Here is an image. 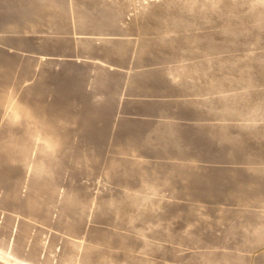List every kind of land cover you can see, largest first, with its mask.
<instances>
[{
	"label": "rangeland",
	"instance_id": "rangeland-1",
	"mask_svg": "<svg viewBox=\"0 0 264 264\" xmlns=\"http://www.w3.org/2000/svg\"><path fill=\"white\" fill-rule=\"evenodd\" d=\"M0 93L1 261L264 264V0H0Z\"/></svg>",
	"mask_w": 264,
	"mask_h": 264
},
{
	"label": "bare ground",
	"instance_id": "bare-ground-1",
	"mask_svg": "<svg viewBox=\"0 0 264 264\" xmlns=\"http://www.w3.org/2000/svg\"><path fill=\"white\" fill-rule=\"evenodd\" d=\"M260 1V0H259ZM258 4V3H257ZM74 37V36H73ZM87 38H90V37H79V39L80 40H84V39H87ZM91 40L92 39H94V38H90ZM104 39H106V38H104ZM76 40V39H75ZM28 56V55H27ZM44 56V55H43ZM40 60V62L41 63H45V62H47V61H54V62H56L57 63V65L58 64H60V63H62V62H71V63H74V64H76V63H89L90 62V64H93V65H97L98 63H94V61L93 62H91V61H88V62H85V61H81V60H78V59H67V58H65V59H61V58H57V59H51V58H40L39 59ZM37 61V60H36ZM42 67V66H41ZM38 68V67H37ZM33 78V77H32ZM30 80V79H29ZM32 81V80H31ZM26 82V81H25ZM29 86V85H28ZM18 88V87H17ZM5 89H7V88H5ZM14 90V89H13ZM13 90H11V91H13ZM3 93V92H2ZM1 94V93H0ZM9 96V95H8ZM15 96H12V95H10L9 97H8V103L10 104L9 106H11V108H13V111L15 112V108L16 109H19V110H24V112L26 111V113L28 114V115H34L35 114V112H34V110L32 109V108H30L26 103V105H24V103L23 104H21L20 102H18L17 101V99H15L14 98ZM123 97V96H122ZM121 99V98H120ZM1 100V99H0ZM3 100V99H2ZM5 101V100H4ZM5 105V104H4ZM33 105V104H32ZM1 109V108H0ZM1 111V110H0ZM14 112H12V114H16V112L14 113ZM10 113V112H9ZM25 113V114H26ZM37 114V113H36ZM35 114V115H36ZM9 118V117H8ZM49 120V119H48ZM5 121V120H4ZM118 126V125H117ZM17 135V134H16ZM34 135V134H33ZM28 136V135H27ZM33 138V137H32ZM49 142L50 143H52L53 145H56L57 143H58V139H56V137H50L49 138ZM47 143V142H46ZM47 145V144H46ZM51 150V149H50ZM23 155V154H22ZM29 167V166H28ZM24 176V175H23ZM29 176V175H28ZM25 178V177H24ZM18 184V183H17ZM26 186H28V185H26ZM17 187V186H16ZM57 190H58V188H57ZM61 191V190H60ZM62 195V194H61ZM60 195V196H61ZM62 198V197H61ZM28 199V198H27ZM0 264H8V263H6V262H4V261H1L0 260Z\"/></svg>",
	"mask_w": 264,
	"mask_h": 264
}]
</instances>
